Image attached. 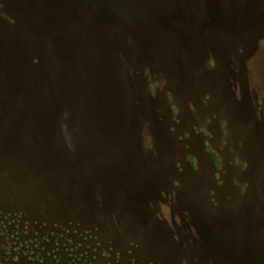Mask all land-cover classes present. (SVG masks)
Here are the masks:
<instances>
[{
    "label": "rangeland",
    "instance_id": "rangeland-1",
    "mask_svg": "<svg viewBox=\"0 0 264 264\" xmlns=\"http://www.w3.org/2000/svg\"><path fill=\"white\" fill-rule=\"evenodd\" d=\"M0 264H264V0H0Z\"/></svg>",
    "mask_w": 264,
    "mask_h": 264
}]
</instances>
